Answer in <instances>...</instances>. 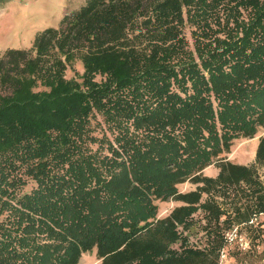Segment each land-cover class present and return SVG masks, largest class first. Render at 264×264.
<instances>
[{
    "label": "trees",
    "instance_id": "trees-1",
    "mask_svg": "<svg viewBox=\"0 0 264 264\" xmlns=\"http://www.w3.org/2000/svg\"><path fill=\"white\" fill-rule=\"evenodd\" d=\"M0 86V264H219L262 228L264 0H86L6 50Z\"/></svg>",
    "mask_w": 264,
    "mask_h": 264
},
{
    "label": "rangeland",
    "instance_id": "rangeland-1",
    "mask_svg": "<svg viewBox=\"0 0 264 264\" xmlns=\"http://www.w3.org/2000/svg\"><path fill=\"white\" fill-rule=\"evenodd\" d=\"M85 3L86 0H12L0 8V56L8 49H31L40 32L48 28H58L67 13L78 10ZM186 36L192 43L190 28H187ZM75 68L80 70L78 63ZM2 91L0 86V94L3 93ZM259 139L260 136L254 139L236 140L229 159L237 164L252 165L255 162ZM217 171L219 170L215 166H211L205 174L214 177ZM258 174L264 183V167H258ZM195 188V185L187 183L181 187V190L187 192ZM175 205L172 202L165 204L162 216L169 214ZM193 218V225L184 231V236L188 237L189 245L204 248L209 243L206 215L199 210ZM259 224L262 228H258L259 232L256 234L251 230L252 228L241 226V232L252 249L242 252L234 245L229 248L231 254L226 264H264V215L258 218L254 226L257 227ZM255 227L254 230L257 229ZM256 236L259 240L255 241ZM80 264H100L96 251L85 254Z\"/></svg>",
    "mask_w": 264,
    "mask_h": 264
},
{
    "label": "built area",
    "instance_id": "built-area-1",
    "mask_svg": "<svg viewBox=\"0 0 264 264\" xmlns=\"http://www.w3.org/2000/svg\"><path fill=\"white\" fill-rule=\"evenodd\" d=\"M259 217H255L252 220V224H254ZM241 226H234L233 229L225 233V238L227 240L226 248H224L220 253V262L219 264H226L228 259V250L231 249L234 245L238 247V249L242 252H248L249 250V242L243 233L241 232Z\"/></svg>",
    "mask_w": 264,
    "mask_h": 264
},
{
    "label": "crops",
    "instance_id": "crops-1",
    "mask_svg": "<svg viewBox=\"0 0 264 264\" xmlns=\"http://www.w3.org/2000/svg\"><path fill=\"white\" fill-rule=\"evenodd\" d=\"M208 169H209V168H208ZM208 169L205 171V173H207ZM218 172H219V171L216 172V174H215L214 177H216V176L218 175Z\"/></svg>",
    "mask_w": 264,
    "mask_h": 264
},
{
    "label": "bare ground",
    "instance_id": "bare-ground-1",
    "mask_svg": "<svg viewBox=\"0 0 264 264\" xmlns=\"http://www.w3.org/2000/svg\"><path fill=\"white\" fill-rule=\"evenodd\" d=\"M255 156H256V154H255Z\"/></svg>",
    "mask_w": 264,
    "mask_h": 264
}]
</instances>
